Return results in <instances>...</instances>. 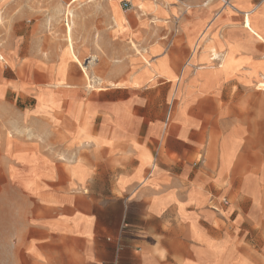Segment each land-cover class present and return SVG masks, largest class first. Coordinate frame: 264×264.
I'll use <instances>...</instances> for the list:
<instances>
[{
  "label": "crops",
  "instance_id": "obj_1",
  "mask_svg": "<svg viewBox=\"0 0 264 264\" xmlns=\"http://www.w3.org/2000/svg\"><path fill=\"white\" fill-rule=\"evenodd\" d=\"M134 1L106 5L123 60L108 71L104 44L107 87L88 90L103 101L44 107L41 91L23 114L40 122L16 128L5 72L26 5L0 0V264H264V2ZM147 21L169 34H144ZM62 55L44 82L93 89Z\"/></svg>",
  "mask_w": 264,
  "mask_h": 264
},
{
  "label": "rangeland",
  "instance_id": "obj_2",
  "mask_svg": "<svg viewBox=\"0 0 264 264\" xmlns=\"http://www.w3.org/2000/svg\"><path fill=\"white\" fill-rule=\"evenodd\" d=\"M124 1L130 3V10L137 9L134 0H76V2L75 0H49L48 2L24 0L25 7L15 8L14 15L17 16L21 13L22 28L25 26L26 30H29V34H26L24 44L22 43L23 35L16 36L17 47L21 46L22 48L19 53L20 58H17L15 65H12L5 73L16 77L14 88L17 93L22 88L31 91L33 97L22 103L16 93L14 110L6 119L3 118V123L12 124L16 128H23V125L30 123H39L38 118L27 119L23 114L27 110L35 109L41 91L47 92V96L43 100L44 107L51 105L48 100L50 94L57 97L61 107L70 108L73 111L81 108L87 112L88 107L103 101L102 97H96L97 95L94 94L88 95V90H93L97 94L98 88L107 87V82L104 81L105 68L102 65V60L100 61L104 44L107 43L108 51H110L107 52L108 71L117 69L116 65L123 60L119 57V44L122 41L115 35V32L122 26L121 11L115 7V27L114 23L108 19L106 5L124 6ZM3 10L0 3V27L6 20ZM23 10L26 11L25 15ZM144 10L146 13L147 9L144 8ZM68 15L69 19L67 20ZM144 24V34H169L170 32L167 23L147 21ZM69 27L72 29L71 34L68 32ZM105 31L107 34H103ZM3 37L4 34H0V40ZM2 45L3 43L0 42V46ZM61 55L63 59L71 58L65 68L68 76H85L84 71H86L88 78L96 82L95 87L87 89V78H85L86 82L81 85L77 83L76 89L57 87L55 82L50 79L44 82L45 76L51 77L57 74ZM84 57H87L88 60H85ZM23 76H31V81L19 82V78L22 79ZM93 85V83H89L90 87ZM8 106L11 108V105ZM102 118L103 116L99 117L97 121H102ZM46 121L53 122L49 119Z\"/></svg>",
  "mask_w": 264,
  "mask_h": 264
},
{
  "label": "built area",
  "instance_id": "obj_3",
  "mask_svg": "<svg viewBox=\"0 0 264 264\" xmlns=\"http://www.w3.org/2000/svg\"><path fill=\"white\" fill-rule=\"evenodd\" d=\"M217 1H219L223 5L224 8L235 9L233 0H217ZM124 8L125 10L131 9V5L128 1H124ZM260 87L264 91V76L262 77V83L260 84Z\"/></svg>",
  "mask_w": 264,
  "mask_h": 264
},
{
  "label": "bare ground",
  "instance_id": "obj_4",
  "mask_svg": "<svg viewBox=\"0 0 264 264\" xmlns=\"http://www.w3.org/2000/svg\"><path fill=\"white\" fill-rule=\"evenodd\" d=\"M75 2H76V0H75ZM228 9H230V8H228ZM69 14H70V12H69ZM248 15V17H249V14H247ZM247 17V18H248ZM68 26V25H67ZM71 31H72V29L69 27V29H68V32H69V34H71ZM264 41V40H263ZM263 76H264V73H263ZM262 83V81L260 82V84Z\"/></svg>",
  "mask_w": 264,
  "mask_h": 264
}]
</instances>
